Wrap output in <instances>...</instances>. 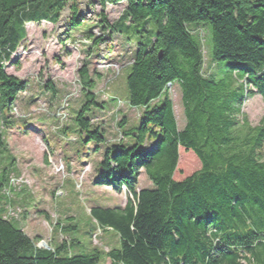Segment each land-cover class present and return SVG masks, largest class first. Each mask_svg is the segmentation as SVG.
<instances>
[{"label": "trees", "instance_id": "16d2710c", "mask_svg": "<svg viewBox=\"0 0 264 264\" xmlns=\"http://www.w3.org/2000/svg\"><path fill=\"white\" fill-rule=\"evenodd\" d=\"M97 1L103 35L135 42L124 103L142 111L136 125L121 119L122 138L110 143L95 122L96 111L108 104L98 100L96 80L84 63L77 71L83 99L73 110V125L62 131L77 136L79 157L103 150L95 185L128 192L124 206L90 208L96 228L114 231L117 245L86 249L71 235L75 224L59 223L53 230L70 239L37 246L12 215L11 163L0 170V264H100L102 255L110 264H264V114L253 125L242 110L257 94L264 100V0ZM122 2L123 14L110 23L105 7ZM78 4L0 0V150L8 148L4 127L15 124L8 112L29 87L28 79L5 69L8 63L19 67L12 57L27 38V24H57L68 7L73 30L84 22ZM199 25L212 33V59L226 63L219 72L204 67ZM84 36L94 54L104 37L92 29ZM174 84L181 89L182 128L169 94ZM42 85V95L54 99L59 93L50 80ZM110 96L114 104L122 100ZM181 149L194 153L201 167L177 180ZM142 172L150 187L138 188Z\"/></svg>", "mask_w": 264, "mask_h": 264}, {"label": "rangeland", "instance_id": "374dc122", "mask_svg": "<svg viewBox=\"0 0 264 264\" xmlns=\"http://www.w3.org/2000/svg\"><path fill=\"white\" fill-rule=\"evenodd\" d=\"M78 5L84 22L73 30L69 26L71 11L68 7L57 24L46 21L28 23L27 38L12 57L13 62H19V67L11 63L6 65L7 73L28 79L29 87L8 112L15 124L11 128L4 127L8 148L0 150V170L11 163L15 167V174H12L15 184L11 197L12 215L37 246L45 242L47 245L41 247L50 248L60 241L69 240V234L53 230L52 226L75 224L77 231L71 235L84 248L98 246L108 251L117 245V236L112 230L96 228L90 208L95 205L124 206L128 192L126 188L118 192L111 186L95 185L103 150L96 153L90 149L88 155L79 157L76 149L80 146L75 144L77 136L64 134L62 130L73 125V110L80 107L83 99V86L77 71L84 63H88L96 80L94 92L98 94V100L108 104L106 110L96 111L98 118L95 122L105 130L109 142L121 140L118 126L121 119L129 125L139 122L142 109L124 103L129 96V68L126 67L136 45L116 34L103 35L98 26L102 7L97 0H79ZM125 8V2L108 4L104 9L107 20L110 23L117 21ZM90 29L96 37H104L94 54L87 52L90 40L84 36V32ZM196 30L203 39L204 67L211 72H219L226 63L212 59L210 29L208 31L206 25H199ZM47 80L54 82L59 90L54 99L42 95L46 93L42 91V84ZM169 94L182 128L185 120L180 86H170ZM64 95L66 97L59 103ZM110 95H117L122 100L114 104L109 101ZM242 110L253 125L258 124L264 114L262 96L257 94L247 99ZM181 154L183 159L179 160L174 174L177 180L201 167L194 153L181 149ZM3 155L6 160H2ZM150 186L151 181L142 172L138 188ZM100 264H110V259L102 255Z\"/></svg>", "mask_w": 264, "mask_h": 264}, {"label": "water", "instance_id": "95a60500", "mask_svg": "<svg viewBox=\"0 0 264 264\" xmlns=\"http://www.w3.org/2000/svg\"><path fill=\"white\" fill-rule=\"evenodd\" d=\"M41 246H42V245L39 244V247H41ZM47 248H49V247L47 246Z\"/></svg>", "mask_w": 264, "mask_h": 264}, {"label": "built area", "instance_id": "2783aa9c", "mask_svg": "<svg viewBox=\"0 0 264 264\" xmlns=\"http://www.w3.org/2000/svg\"><path fill=\"white\" fill-rule=\"evenodd\" d=\"M13 182H14V180H13Z\"/></svg>", "mask_w": 264, "mask_h": 264}]
</instances>
